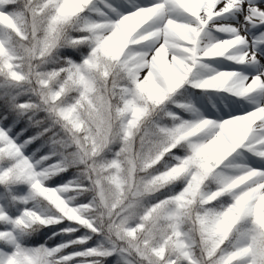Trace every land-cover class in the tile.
<instances>
[{
	"label": "snow or ice",
	"instance_id": "snow-or-ice-1",
	"mask_svg": "<svg viewBox=\"0 0 264 264\" xmlns=\"http://www.w3.org/2000/svg\"><path fill=\"white\" fill-rule=\"evenodd\" d=\"M110 261L264 264V0H0V264Z\"/></svg>",
	"mask_w": 264,
	"mask_h": 264
},
{
	"label": "trees",
	"instance_id": "trees-1",
	"mask_svg": "<svg viewBox=\"0 0 264 264\" xmlns=\"http://www.w3.org/2000/svg\"><path fill=\"white\" fill-rule=\"evenodd\" d=\"M39 145L37 144L36 146L34 147H38ZM34 150V148L32 149ZM44 239L45 237L43 235H37V236H34L28 243L29 244H38V243H43L44 242ZM59 242V238H57L56 240H51V241H48L49 245H54L56 243ZM114 259V258H113ZM109 264H112V261L109 262Z\"/></svg>",
	"mask_w": 264,
	"mask_h": 264
}]
</instances>
